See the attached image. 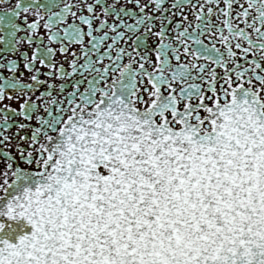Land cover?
Returning a JSON list of instances; mask_svg holds the SVG:
<instances>
[{
	"label": "snow or ice",
	"instance_id": "snow-or-ice-1",
	"mask_svg": "<svg viewBox=\"0 0 264 264\" xmlns=\"http://www.w3.org/2000/svg\"><path fill=\"white\" fill-rule=\"evenodd\" d=\"M0 4V264H264V0Z\"/></svg>",
	"mask_w": 264,
	"mask_h": 264
},
{
	"label": "flooded vegetation",
	"instance_id": "flooded-vegetation-1",
	"mask_svg": "<svg viewBox=\"0 0 264 264\" xmlns=\"http://www.w3.org/2000/svg\"><path fill=\"white\" fill-rule=\"evenodd\" d=\"M0 7H4V5L3 4H0ZM33 17H29V19L31 20ZM17 22L19 23V20H17ZM68 22L70 23L71 22V17H69V20H68ZM40 31L41 32H43L44 31V29H43V26L41 25V27H40ZM20 33H18V35H19ZM85 39H87V38H85ZM55 46V45H54ZM22 47H27V45H22ZM72 47H78L77 45H72ZM0 48H2V45H0ZM4 53H2V52H0V55H3ZM59 55V54H58ZM8 56L10 57V58H12V59H19V57H18V54H16V55H14V54H12V53H8ZM5 74H7V72L5 71ZM26 75H27V73H26ZM13 106L15 107L16 105L13 103Z\"/></svg>",
	"mask_w": 264,
	"mask_h": 264
}]
</instances>
